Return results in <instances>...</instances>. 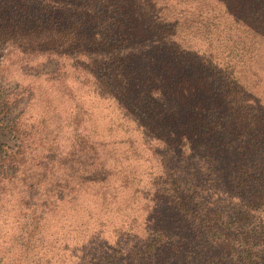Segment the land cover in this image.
<instances>
[{"label": "trees", "instance_id": "1", "mask_svg": "<svg viewBox=\"0 0 264 264\" xmlns=\"http://www.w3.org/2000/svg\"><path fill=\"white\" fill-rule=\"evenodd\" d=\"M167 1L218 10L237 58L264 45V0H0V44L83 71L99 115L57 162L48 114L21 122L11 95L0 264H264V104Z\"/></svg>", "mask_w": 264, "mask_h": 264}, {"label": "rangeland", "instance_id": "2", "mask_svg": "<svg viewBox=\"0 0 264 264\" xmlns=\"http://www.w3.org/2000/svg\"><path fill=\"white\" fill-rule=\"evenodd\" d=\"M167 2L171 6L170 12L183 16L182 20L186 21L185 32L179 37L180 43L200 55H212L221 66H235L237 76L264 104V45L252 55L237 58L235 55L239 51L235 49L234 42L228 39L226 21L219 16L218 10L211 7L201 9L190 2ZM214 19L222 22L218 29L213 27ZM44 61V56L28 57L18 49L11 50L7 45L0 44V145L8 141L3 112L13 95L17 106L12 117L27 107L21 122L39 123L42 114H48L44 143L53 148L57 162L64 160L68 164L83 156L80 154L83 145H73L75 131L86 130L88 136L92 128L98 126L95 117L99 115L95 109L96 103L93 104L87 97L89 85L83 71L67 67L66 64L59 67L55 62ZM51 79L57 81H49ZM89 114L93 116L90 118ZM95 149L100 155L98 162L109 161L108 151L114 150L112 145L103 144L95 146ZM94 151L93 147L86 146V161L91 162ZM4 223L7 228H16L21 222L11 215L5 217Z\"/></svg>", "mask_w": 264, "mask_h": 264}]
</instances>
